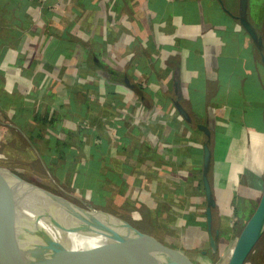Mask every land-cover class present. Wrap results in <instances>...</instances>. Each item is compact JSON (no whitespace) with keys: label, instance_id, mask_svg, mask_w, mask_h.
Returning a JSON list of instances; mask_svg holds the SVG:
<instances>
[{"label":"crops","instance_id":"0c3cea01","mask_svg":"<svg viewBox=\"0 0 264 264\" xmlns=\"http://www.w3.org/2000/svg\"><path fill=\"white\" fill-rule=\"evenodd\" d=\"M55 1L4 7L15 20L0 22V118L9 122L0 166L43 176L38 155L81 194L90 190L79 183L98 176L110 191L104 211L188 259L212 260L235 207L264 191V74L232 15L238 0Z\"/></svg>","mask_w":264,"mask_h":264},{"label":"water","instance_id":"95a60500","mask_svg":"<svg viewBox=\"0 0 264 264\" xmlns=\"http://www.w3.org/2000/svg\"><path fill=\"white\" fill-rule=\"evenodd\" d=\"M248 0H238L235 16L259 50L264 63L263 39L247 16ZM230 12L228 9H226ZM179 112L186 114L178 107ZM207 137L209 129L198 125ZM208 143H203L202 182L206 197V221L209 243L214 251L217 233H211V208L214 201L207 171L210 162ZM27 204L58 213L70 221L77 230L97 234L103 242H110L140 264H193L184 255L162 245L153 237L133 227L128 221L102 209L79 206L62 195L23 179L8 168L0 166V264H82L69 251L65 255L45 249L24 234L5 227L2 211L9 205ZM264 233V191L254 211L242 227L233 245L227 264H244V261ZM98 263V260H97Z\"/></svg>","mask_w":264,"mask_h":264},{"label":"bare ground","instance_id":"6f19581e","mask_svg":"<svg viewBox=\"0 0 264 264\" xmlns=\"http://www.w3.org/2000/svg\"><path fill=\"white\" fill-rule=\"evenodd\" d=\"M5 227L20 232L58 255L69 251L82 264H140L97 234L77 230L53 211L27 204H9L3 211ZM98 260V263H97Z\"/></svg>","mask_w":264,"mask_h":264},{"label":"rangeland","instance_id":"374dc122","mask_svg":"<svg viewBox=\"0 0 264 264\" xmlns=\"http://www.w3.org/2000/svg\"><path fill=\"white\" fill-rule=\"evenodd\" d=\"M59 0H56L55 3H58ZM34 4L36 3V8L40 9L42 5H44V0H32ZM248 10L249 17L253 23H256L258 26V29H260V32L262 33L263 39H264V0H248ZM260 22V24H259ZM264 51V48H263ZM260 62V60H259ZM261 69L263 71L262 74H264V63L260 62ZM262 84L264 88V75L262 77ZM255 112V110H253ZM0 124L1 125H7L9 124L8 121L3 120L0 118ZM256 127V126H255ZM254 127V124L250 125V128L252 130L257 131V129ZM253 131L254 133H256ZM24 139V137H23ZM25 143L35 152L36 149L32 148L29 143L24 139ZM37 155V151L35 152ZM38 157V155H37ZM41 163V162H40ZM9 166V167H8ZM6 168H9L10 171L16 172L15 174L19 175L25 180H28L34 184H37L45 189H48L56 194L62 195L71 202L86 207L87 200L84 198L87 196V194H81L77 191L72 190L70 187H65L63 184L58 182L54 176L51 177L48 176V171L42 163L40 164V172L43 176L31 174L28 172L27 168L25 166H21L20 163H6ZM53 178V179H52ZM56 181V183H55ZM245 193V192H244ZM246 194V193H245ZM263 193H261L260 196H258L256 199L248 200L250 201V204H245L244 206H236L235 212L230 214L231 219L235 217V220L229 224L231 229L228 231L229 233L222 232V238H221V247H220V254H218V257L216 260H207L205 257H201L199 254H193L190 255L191 262L193 264H227L233 245L235 243V240L237 236L239 235L242 227L254 211L255 207L257 206V203L259 202L261 196ZM89 196V194H88ZM103 210V209H102ZM112 214V213H111ZM114 215V214H113ZM233 215V217L231 216ZM116 216V215H115ZM130 224V220L128 221ZM139 230V229H138ZM142 231V230H141ZM144 232V231H142ZM146 232H148L146 230ZM149 233V232H148ZM151 233V232H150ZM156 240V238L154 237ZM161 243V242H160ZM162 244V243H161ZM212 259V258H211ZM244 264H264V233L262 236L258 239V241L255 243L249 254L247 255Z\"/></svg>","mask_w":264,"mask_h":264},{"label":"trees","instance_id":"16d2710c","mask_svg":"<svg viewBox=\"0 0 264 264\" xmlns=\"http://www.w3.org/2000/svg\"><path fill=\"white\" fill-rule=\"evenodd\" d=\"M1 1H3V2H1ZM1 1H0V22L6 21V20H11V21L13 20L14 21L15 18L13 17L12 14H10L9 8H4V7H9L10 5L12 6L13 3L11 2V0H1ZM21 6H22V4H21ZM22 12H23V6H22V9L20 11H18V18L22 17V15H21ZM0 36H1V34H0ZM253 46H254V44H253ZM254 48L257 50V48L255 46H254ZM257 51H259V50H257ZM11 128L14 132L19 133L22 137H24V139H26L25 136H23L21 134L20 130L22 131V127L18 123L15 122L14 124H12ZM17 128H19V129H17ZM24 133H25L26 137L29 139V141L33 144L32 140H31V138H32L31 134H28L26 131ZM26 141H27V139H26ZM39 161L43 163L41 158H39ZM79 185L90 190V203L95 208L104 210L105 198L110 196V191L105 188V186H104L105 184L103 183L101 178H99L98 176H94L92 178L90 177L87 179L86 182H84V183L81 182V183H79ZM64 186L70 187L73 190V186H66V185H64ZM81 192L84 193V190H82ZM217 257H218V253L216 251L213 254L212 261L216 260Z\"/></svg>","mask_w":264,"mask_h":264},{"label":"built area","instance_id":"2783aa9c","mask_svg":"<svg viewBox=\"0 0 264 264\" xmlns=\"http://www.w3.org/2000/svg\"><path fill=\"white\" fill-rule=\"evenodd\" d=\"M17 129H19V128H17ZM20 132H21V134H22L23 136H25V138L27 139V142L29 143V145H30L32 148H34V145L29 141V139L26 137L25 133H24L23 131H21V130H20ZM34 149H35V148H34ZM35 152H36V150H35ZM38 158H40V157L38 156ZM41 163H42V162H41ZM42 165L44 166V168H46L45 165H44L43 163H42ZM48 173H49V172H48ZM48 176L51 177L50 173L48 174ZM52 179H53V178H52ZM55 183H56V181H55ZM84 198L87 200L86 207L91 206V207L95 208V207L90 203V193H89V196H88V194H87V196L84 197Z\"/></svg>","mask_w":264,"mask_h":264},{"label":"flooded vegetation","instance_id":"af4514ba","mask_svg":"<svg viewBox=\"0 0 264 264\" xmlns=\"http://www.w3.org/2000/svg\"><path fill=\"white\" fill-rule=\"evenodd\" d=\"M263 51V50H262ZM263 54H264V51H263Z\"/></svg>","mask_w":264,"mask_h":264}]
</instances>
